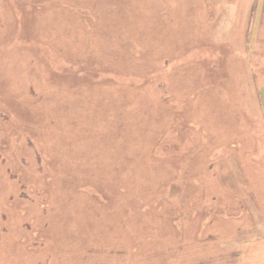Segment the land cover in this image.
<instances>
[{
	"label": "rangeland",
	"instance_id": "1",
	"mask_svg": "<svg viewBox=\"0 0 264 264\" xmlns=\"http://www.w3.org/2000/svg\"><path fill=\"white\" fill-rule=\"evenodd\" d=\"M257 224L264 0H0V264H238Z\"/></svg>",
	"mask_w": 264,
	"mask_h": 264
},
{
	"label": "crops",
	"instance_id": "2",
	"mask_svg": "<svg viewBox=\"0 0 264 264\" xmlns=\"http://www.w3.org/2000/svg\"><path fill=\"white\" fill-rule=\"evenodd\" d=\"M244 231L250 235L239 244L238 264H264V224L253 225Z\"/></svg>",
	"mask_w": 264,
	"mask_h": 264
}]
</instances>
